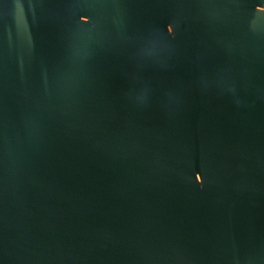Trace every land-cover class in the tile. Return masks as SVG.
I'll list each match as a JSON object with an SVG mask.
<instances>
[{
	"label": "water",
	"instance_id": "obj_1",
	"mask_svg": "<svg viewBox=\"0 0 264 264\" xmlns=\"http://www.w3.org/2000/svg\"><path fill=\"white\" fill-rule=\"evenodd\" d=\"M0 264H264V0H0Z\"/></svg>",
	"mask_w": 264,
	"mask_h": 264
}]
</instances>
